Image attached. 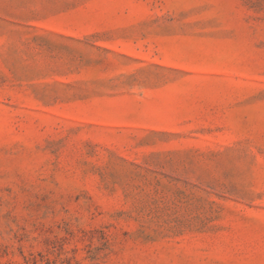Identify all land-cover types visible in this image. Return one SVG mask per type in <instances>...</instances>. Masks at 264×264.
<instances>
[{
	"label": "rangeland",
	"instance_id": "1",
	"mask_svg": "<svg viewBox=\"0 0 264 264\" xmlns=\"http://www.w3.org/2000/svg\"><path fill=\"white\" fill-rule=\"evenodd\" d=\"M0 264H264V0H0Z\"/></svg>",
	"mask_w": 264,
	"mask_h": 264
}]
</instances>
